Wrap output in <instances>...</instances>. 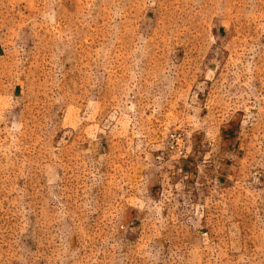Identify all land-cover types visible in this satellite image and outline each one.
<instances>
[{
    "label": "rangeland",
    "instance_id": "1",
    "mask_svg": "<svg viewBox=\"0 0 264 264\" xmlns=\"http://www.w3.org/2000/svg\"><path fill=\"white\" fill-rule=\"evenodd\" d=\"M0 264H264V0H0Z\"/></svg>",
    "mask_w": 264,
    "mask_h": 264
},
{
    "label": "built area",
    "instance_id": "2",
    "mask_svg": "<svg viewBox=\"0 0 264 264\" xmlns=\"http://www.w3.org/2000/svg\"><path fill=\"white\" fill-rule=\"evenodd\" d=\"M167 140H168L170 143L173 142V141H174V143H176V142H175V138H174V136L171 135V134L168 135ZM177 153H178V154H181V150L178 151Z\"/></svg>",
    "mask_w": 264,
    "mask_h": 264
}]
</instances>
